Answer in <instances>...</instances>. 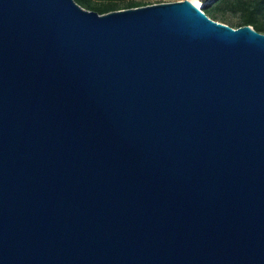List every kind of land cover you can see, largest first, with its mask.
Returning a JSON list of instances; mask_svg holds the SVG:
<instances>
[{"label":"water","instance_id":"95a60500","mask_svg":"<svg viewBox=\"0 0 264 264\" xmlns=\"http://www.w3.org/2000/svg\"><path fill=\"white\" fill-rule=\"evenodd\" d=\"M0 264H264V32L0 0Z\"/></svg>","mask_w":264,"mask_h":264},{"label":"trees","instance_id":"16d2710c","mask_svg":"<svg viewBox=\"0 0 264 264\" xmlns=\"http://www.w3.org/2000/svg\"><path fill=\"white\" fill-rule=\"evenodd\" d=\"M80 5L95 10L101 14L120 9L135 8L153 4L148 0H76ZM158 3L162 0H158ZM216 2V3H215ZM206 4L203 10L214 20L224 22L233 27L251 25L260 32H264V0H214ZM233 4L236 9L242 11L238 21L220 15L218 10L223 5Z\"/></svg>","mask_w":264,"mask_h":264},{"label":"rangeland","instance_id":"374dc122","mask_svg":"<svg viewBox=\"0 0 264 264\" xmlns=\"http://www.w3.org/2000/svg\"><path fill=\"white\" fill-rule=\"evenodd\" d=\"M152 3H158V0H148ZM172 1H178V0H162V2H172ZM199 2V4L201 5V7H204L206 4L211 3V4H215L212 3V1L214 0H196ZM220 15H224L227 16L229 18H231L233 21H238V19L240 18V16L242 15V11L238 10L235 8V6L233 4H228L225 5L223 4L219 10H218Z\"/></svg>","mask_w":264,"mask_h":264},{"label":"bare ground","instance_id":"6f19581e","mask_svg":"<svg viewBox=\"0 0 264 264\" xmlns=\"http://www.w3.org/2000/svg\"><path fill=\"white\" fill-rule=\"evenodd\" d=\"M191 1H193V3H195L198 7H201V5L199 4L198 1H196V0H191Z\"/></svg>","mask_w":264,"mask_h":264}]
</instances>
